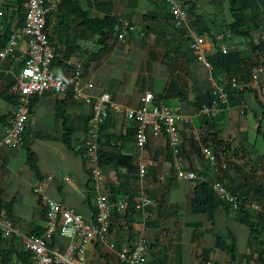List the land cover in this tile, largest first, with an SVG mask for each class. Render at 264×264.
Instances as JSON below:
<instances>
[{
	"label": "crops",
	"instance_id": "crops-1",
	"mask_svg": "<svg viewBox=\"0 0 264 264\" xmlns=\"http://www.w3.org/2000/svg\"><path fill=\"white\" fill-rule=\"evenodd\" d=\"M88 2L94 5L96 1L86 0V4L83 1L82 4L91 16H98L100 13ZM114 2L115 16L121 21L129 19L134 23L136 16L134 18L131 16L132 9L125 4L118 6L117 0ZM144 15L146 14L142 13L140 17ZM2 17L3 12L0 8L1 21ZM74 35L78 38V50L70 61L87 64L82 85L85 86L88 81L94 83V88L86 89L87 92L94 96L110 94L115 102L131 108L139 107L140 98L146 92H153L157 100L164 101L163 97L168 95L166 90L171 81L170 72L159 60L148 58L145 48L137 41H121L117 37H111L107 49L93 60V55L98 52L99 46L95 47L89 42L95 38H91L90 33ZM54 43L56 45V41ZM22 61L19 50L15 59L0 62V109L4 110L0 111V137L1 129L9 124L14 112V105L9 102L10 89L14 83V74L20 69ZM122 63L125 64V68ZM55 71L69 76V68L65 64L56 63ZM143 87L146 89L143 90ZM33 101L23 142L0 149L2 198L4 203L12 204L11 219L15 227L21 231V237L12 238L21 241L23 246L26 240L39 236L38 233L45 229V211L40 197L33 192V187L47 178H51L45 192L49 198L76 209L86 220H93V201L89 194L90 171L83 146L91 107L83 101L76 100L71 92L56 96L47 91L36 95ZM173 102L175 108L172 110L183 118V121L179 122V127L181 135L186 137L187 144L191 141L185 122L188 123L189 120L185 122L184 120L191 118L190 105L193 106L192 102L195 100L188 99L184 101L185 103ZM242 103L247 108V115L236 121L235 135L237 140L239 137L251 146H237L235 139L226 131L227 119L223 120L222 116H218L219 114L217 118L209 119V125L214 131H220L223 140L232 141V151L245 148L262 157L264 147L259 146L258 143L260 138L263 140L264 138L256 132L263 114L262 105L253 92H246ZM231 108H239V106ZM221 110L223 113L226 112L225 108L221 107ZM262 126L264 131V121ZM207 130L208 125L205 126L204 131ZM134 131V124L119 115H113L105 124L102 136L103 148L101 147L100 150L105 151L112 164L101 171L102 188L110 195L112 201L128 198L131 205L125 214L116 213L112 217L111 241L115 243L116 249L112 251L101 245L89 246L84 264H106L105 258L110 264H123L119 260L118 252L131 247L142 235L149 242V264H199L196 247L201 251L199 252L201 260L206 261V264H243L245 261H249V264H262L263 261L258 259L257 246L252 240L250 229L247 242L240 246L238 234L234 229L240 222L236 220L233 210L225 206L220 207L216 213L213 231L206 215H195L192 211L194 189L197 180L201 179L199 173L210 172L209 165L216 162L209 155L211 159L209 164H206L202 159V153L208 154L213 149L206 146H188V144L182 146L184 168L197 172L198 179H185L179 176L177 171L170 190L164 193L161 187L165 186L171 176V153L166 146L167 137L151 138L148 144L142 147L137 145ZM68 133L71 134L73 150L63 142V135ZM109 137L113 141L123 140L124 143L120 147L112 144L109 146L106 143ZM28 143L36 154L39 175L28 166ZM173 163L175 165L174 160ZM140 164H144L148 171L143 178L140 176ZM66 178L69 180H65ZM221 179L222 176L217 174L203 178L210 184H223ZM143 194L155 203V207L150 209L151 216L148 219H145L143 213L135 210L133 206ZM161 197L163 198L159 202L158 199ZM229 230L236 237V261H231L227 254L216 249L217 235L224 238L227 244L231 243L226 238ZM58 242L63 248L69 243L65 238H60ZM14 263L20 264L17 258L14 259Z\"/></svg>",
	"mask_w": 264,
	"mask_h": 264
},
{
	"label": "built area",
	"instance_id": "built-area-1",
	"mask_svg": "<svg viewBox=\"0 0 264 264\" xmlns=\"http://www.w3.org/2000/svg\"><path fill=\"white\" fill-rule=\"evenodd\" d=\"M62 0H27L25 8V20L22 25L13 21L11 37L5 45H1L6 28L0 25V62L7 59H15L21 50V67L14 74V83L10 94L15 99L14 112L9 124L1 129L0 149L4 146L19 145L23 142L26 125L30 115L33 98L36 95L50 92L56 96L71 92L76 100L83 101L91 107L87 135L84 141L86 163L89 166L90 179L93 190V220L88 221L74 208L65 206L59 201L46 195V189L51 178L40 181L33 187V192L41 199L45 211L46 225L42 235L32 237L25 241V249L31 254L28 264H84L85 254L92 245H101L114 251L115 243L111 241L112 217L114 214H125L131 203L128 198L112 201L101 184V171L99 166V152L101 148L102 127L113 115H119L122 119L134 124L135 141L138 146H146L151 138L165 136L170 153L175 162L179 176L188 180H197L195 171L184 168L182 163L183 140L179 122L183 121L172 111L165 101L157 100L153 92H146L140 98L137 108L122 106L115 102L110 94L104 93L94 96L86 91L93 89L92 81L83 86L85 68L82 62L67 61L69 76L65 73H56L57 61L56 47L51 40L52 34L47 28V19L57 12ZM168 7L167 11L175 28L182 30L189 43V49L195 59L209 71L213 65L208 60V54L217 45L223 54L229 53L227 41L231 33H222L208 43L205 36L195 30L187 5L183 0H159ZM118 34V39L126 41L129 38L131 26L124 23ZM264 74V66L253 69V80L249 84L238 86L235 80L232 86L235 88H257L262 104L264 105V83L258 80L259 75ZM214 94L218 100H214L211 106H204L196 117H216L222 112L219 103L229 108V94L224 86L214 85ZM243 104V103H242ZM188 121V119L184 120ZM123 140L113 141L115 146H122ZM210 153H206L208 157ZM211 156V155H210ZM209 164V163H208ZM210 172L217 174L219 169L226 168V164L212 162ZM147 168L140 164V176L147 174ZM65 180H69L66 178ZM217 197L222 202L230 205L233 210L244 207L261 215L264 224V203L243 202L233 195L223 184H211ZM134 209L142 212L145 219L151 216L150 209L155 207L154 201L143 194L133 204ZM0 233L3 238L21 237V231L17 229L8 215L5 205L0 206ZM60 238L69 241L67 246L58 242ZM149 242L143 235L140 236L129 248L118 252L119 260L123 264H149ZM243 264H249L245 261Z\"/></svg>",
	"mask_w": 264,
	"mask_h": 264
},
{
	"label": "trees",
	"instance_id": "trees-1",
	"mask_svg": "<svg viewBox=\"0 0 264 264\" xmlns=\"http://www.w3.org/2000/svg\"><path fill=\"white\" fill-rule=\"evenodd\" d=\"M96 1L95 4L88 2L89 5L94 6L96 11L100 13L98 16H91L89 11L83 6L82 0H62L57 12L53 15L49 16L47 19V28H49L51 34L52 30L55 34L51 37L52 42L56 41V54H57V61L59 64H65L67 61H70L74 54L78 50V38L76 35H72L71 33V25L70 20H77L76 23L77 27L85 30V32L90 33L93 36L98 37V45L99 50L93 55V60L97 59L106 49L108 45V40L113 37L112 33L114 29L119 27L122 21L115 16V2L114 0H94ZM187 5V9L192 17H195L193 21V26L198 34L203 35L208 34L213 41H215V37L211 33L210 30L206 28L200 27L201 17L197 15L196 9L197 5L189 0L184 1ZM229 2V11L232 17V23L230 24V33L231 35L249 38L250 34L245 30L249 25V16L248 11H253L259 5V0H228ZM27 0H14V12L13 16L19 15L22 18V21L19 25H22L25 20V8H26ZM164 4V5H163ZM190 4V7H188ZM165 6L166 10H164L165 16L171 18L169 12L167 11L168 7L165 3H162ZM163 10V8H162ZM167 12V13H166ZM55 15V19L53 18ZM53 18V19H52ZM144 22H155L159 20V15L157 13L151 15H144L141 18ZM55 21V23L53 22ZM13 22L10 21L6 26L5 35L2 38L1 45H5L9 38L11 37V28ZM131 26V25H130ZM132 27V26H131ZM74 29V27H73ZM149 31L150 26L148 27ZM77 33V32H75ZM54 37V38H53ZM150 37V36H149ZM232 38V36H231ZM253 44V42H252ZM64 47V49H63ZM253 49L264 50V43L259 45L253 44ZM150 58L154 60H159L157 56L156 48H153L149 52ZM178 57V52H166L162 58L159 60L162 64H164L167 68H171L172 62L174 58ZM208 60L213 65V75L215 77H219V75L224 74L226 80L225 89L229 94V107H236L241 106L243 102V96L246 92H253L258 99V101L262 105L263 114L258 123L256 128V132L258 135L264 138V131L262 122L264 121V105L261 102L259 92L255 90L253 87H242L235 88L232 86V81L235 80L238 86H243L245 84L251 83L253 80L252 71L254 68L260 66L258 62L255 60L252 61L239 51H232L228 54H223L221 49L216 45L214 48V52L212 54H208ZM85 70L87 69V64L84 65ZM167 92H175L180 100L187 101L188 97L185 96L179 89L178 83L171 79L170 85L166 90ZM214 100H218V96L214 94L213 91H208L207 93L199 96L196 98L195 102H192L193 107L197 112H200L204 106H211ZM9 102L11 104H15V99L13 96L9 97ZM34 102V101H33ZM33 104V103H32ZM220 108H225V105L219 103ZM208 125V130L205 132V136L208 140H204L205 142L208 141V145L206 146L212 148L215 152L218 153H229L231 149V144L229 141H225L222 139L220 135V131H214L211 129V125L209 121L205 123ZM105 125L102 127L101 137L103 136V130ZM117 141V140H114ZM63 142L64 144L73 150L72 147V138L71 134H64L63 135ZM112 138H107V144L110 146L112 144ZM113 145V144H112ZM27 163L28 166L37 174L39 175V170L37 167V157L34 150L31 147V144L28 143L27 145ZM166 146H168V142L166 141ZM101 147L103 148V142L101 141ZM79 153V152H77ZM105 151L100 150L99 152V166L101 169H104L107 165L112 164V161ZM264 159V154L262 156ZM171 161V176L168 179V182L163 186V192L167 193L171 186L172 181L175 179V175L177 174V169L173 163L172 157L170 155ZM197 173V172H196ZM205 176L203 177V175ZM199 173L201 179H198L196 182V186L194 189V197L191 201L192 211L195 215H206L208 220L211 222V229L214 230L215 227V217L216 213L219 211L221 206H225L229 210H233L232 207L221 200L218 199L213 187L211 184L203 178H208L212 174L211 172L207 171L205 173ZM198 175V173H197ZM198 175V176H199ZM255 187L259 188L264 192V186H259L258 182L253 185L251 188L245 189L243 192L238 191V187H230L231 193L237 196L243 202H247L249 199V193L251 189ZM90 197H93V190H92V180L90 179V190H89ZM3 193L0 189V206L5 205L8 210V215L11 218L12 214V204L4 203L3 201ZM158 199L160 202L162 200ZM255 202H259L255 200ZM261 203V202H260ZM236 220L241 224H244L250 229V233L252 236V240L256 243L257 250H258V259L262 260V264H264V229L259 226V224L252 218L250 211L246 210L242 207L239 210H235ZM234 212V211H233ZM45 213V212H44ZM153 213V211H152ZM260 220H263L262 216L258 214ZM263 222V221H262ZM263 224V223H262ZM264 226V224H263ZM44 231L38 233V235H42ZM226 238H228L231 243L227 244L221 236H216V249L222 253L227 254L231 261H236L237 259V243L236 237L234 233L229 230L227 233ZM201 251L199 248L196 247V256L199 259V264H206L207 262L201 260V255L199 254ZM101 257L103 254L100 253ZM17 258L20 264H28L31 259V254L24 248L21 241L16 240L15 238L8 239L3 238L2 234L0 233V264H15L14 259ZM106 264H110L107 258H105Z\"/></svg>",
	"mask_w": 264,
	"mask_h": 264
},
{
	"label": "rangeland",
	"instance_id": "rangeland-1",
	"mask_svg": "<svg viewBox=\"0 0 264 264\" xmlns=\"http://www.w3.org/2000/svg\"><path fill=\"white\" fill-rule=\"evenodd\" d=\"M14 0H0L1 10L3 12L2 21L0 20V25L3 29L6 28L7 24L10 21H17L18 24L21 23L22 18L19 15L13 16L14 12ZM84 4H86V0H82ZM186 1V0H183ZM197 5L196 14L201 17L200 27L206 28L211 31L214 37L222 34V33H230V24L232 23V17L229 11V2L228 0H189ZM3 3V4H2ZM117 4H125L131 10V16H136L134 18V23L129 19L126 21H122L119 28L123 26L124 23L130 24L132 27L128 40L137 41L138 44L142 45L147 54L146 56L149 58V51L153 48L157 50V56L159 60L166 52H178V57L174 58L172 62L171 68H168V72H170V78L174 79L179 86L180 91L188 97L191 101L196 100L197 97L207 93L208 91L214 90V85L217 84L219 86H226V80L224 74H220L219 77H215L213 74V70L209 71L202 64H200L195 57L192 55L189 49V43L186 39L185 33L175 28L171 18H168L167 14H165L164 10H166L165 6L159 0H117ZM87 7V6H86ZM190 7V4H188ZM163 8V10H162ZM153 9L158 11H152ZM151 15L157 13L159 15V20L155 22H144L140 14ZM167 13V12H166ZM249 16V25L245 29L249 34V38L239 37L232 35L229 41H227V46L229 48V52L239 51L246 58L256 61L259 65L264 66V50L253 49V44L259 45L264 43V0H259V5L253 11H248ZM55 19V15L53 17ZM52 18V19H53ZM192 23L195 20V17L192 15L191 17ZM77 20H70L71 25V33L74 36L75 32L79 35H86L85 30L77 27ZM150 26V30L148 27ZM74 27V29H73ZM121 29H114L112 33L113 37L118 38L119 31ZM52 34H55L52 30ZM150 36V37H149ZM207 38L208 43L212 42V38L208 34H204ZM95 38L93 41L91 40L89 44L93 46H97V36L91 35V38ZM253 42V44H252ZM212 44V43H211ZM99 46V45H98ZM214 52V48L210 54ZM58 63V61L56 62ZM128 64V62H125ZM140 64V63H139ZM123 65V63H122ZM125 68V64L123 65ZM144 68V67H143ZM19 69H17L18 73ZM56 73H60V71H56ZM152 79V76H151ZM260 83L264 82V75L261 74L258 77ZM146 88L143 87V90ZM257 90V88H254ZM258 91V90H257ZM168 95L163 97L164 101L171 106L172 109L175 108L173 101H181L178 95L175 92H168ZM157 98L160 97L157 95ZM185 103V102H184ZM188 104V103H186ZM189 105V104H188ZM191 110V118L188 119V123L185 122V126L189 129V140L191 142H187L188 146H211L208 145L207 137L205 134V126L206 121H209L210 118L206 116L196 117L199 112L193 108ZM226 112H220L218 116H222L223 120L227 119V128L226 131L228 135L235 139L234 142H237V146H251L247 143V141L240 140L235 135L236 131V121L238 118H243L247 115V108H245V104L241 103L239 108H225ZM0 111H4L1 110ZM174 112V110H172ZM217 118V116L215 117ZM213 118V119H215ZM191 120V121H190ZM203 129V130H201ZM183 146H186V137L183 136ZM232 145V141H229ZM239 143V145H238ZM259 146L264 147V140L259 139ZM210 155L215 159V161L220 164L224 162L226 164V168H220L217 175L222 176V183L230 192V187H238L239 190L243 192L247 188H251L253 185L258 182L259 186H264V159L256 154V152L251 151L250 149H240L236 151L230 150L229 153H218L211 150ZM184 157V154L182 153ZM203 161L208 164L210 159H207L205 155H203ZM162 188V192L164 191ZM260 188V187H259ZM259 188L255 187L251 189L249 193V199L247 203L252 204L255 200H258L261 203H264V192ZM175 195V194H172ZM234 213L236 212L233 210ZM250 214L252 218L259 224L261 228L264 229L263 222L260 220V217L256 212L251 211ZM239 237L240 246H243L249 237V228L238 223L235 228ZM249 262V261H248Z\"/></svg>",
	"mask_w": 264,
	"mask_h": 264
}]
</instances>
